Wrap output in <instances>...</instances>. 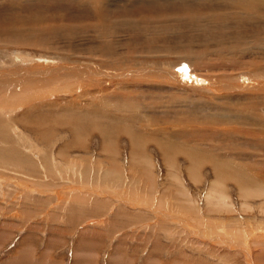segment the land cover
I'll return each instance as SVG.
<instances>
[{
  "label": "rangeland",
  "instance_id": "374dc122",
  "mask_svg": "<svg viewBox=\"0 0 264 264\" xmlns=\"http://www.w3.org/2000/svg\"><path fill=\"white\" fill-rule=\"evenodd\" d=\"M134 1L121 0L116 4L129 14L133 11L130 7L149 6L150 11L165 9L169 10L166 17L178 18L187 17L194 8L188 23L197 24V20L205 22L209 9L223 14L220 6H231L221 0ZM2 2L9 0H0V5ZM83 2L82 6H93L90 0ZM260 2L237 0L234 6H263ZM66 3L70 5L68 9L76 8L73 3ZM22 18L21 25L27 28V16ZM186 24L179 20L171 23L173 26L170 23V27L165 26L171 37L158 40L168 44L170 49L165 50L170 52L161 50L162 60H176L177 52L182 53L177 45L191 43L188 37L173 36L186 31ZM254 31L258 30L253 28L249 33ZM132 32L125 31V35L130 38ZM56 41H53L56 43L53 50L61 52V43ZM149 44L142 40L140 47ZM25 48L37 56L40 54L38 47ZM186 66L184 73L195 78L191 66ZM181 67L171 72L177 85L168 84L165 91L141 84L131 88V95L125 101L111 100L109 107L116 106V114L109 120L100 118L116 129L110 128L109 135L103 139L97 129L74 138L65 125L77 111L75 101L79 94L76 91L70 96L66 91L73 92L76 85L62 89L54 83L55 89L44 91L47 95L35 91L28 105L43 101L46 105L36 108L31 117L39 120L46 116L49 122L33 134L28 135L25 127L24 118L31 113L25 112L28 106H16L10 114L20 135L16 134L6 144L19 148L22 161L18 158L16 165L4 163V157L7 161L12 157L0 152V264H264V145H252L247 141L250 139L237 134L228 138L220 131L228 121L219 116L226 100L232 105L245 103L243 107L251 101L245 98L244 92L211 97L207 91H194L184 80L177 81L185 75L179 71ZM249 93L251 97L254 95V91ZM219 95L228 96L224 103ZM215 100L216 104H212ZM70 122L76 125V118ZM25 140L31 141L34 147L29 152L23 149ZM104 140L111 145L108 148L111 151L101 149ZM132 140L140 147H132ZM3 142L0 137V145ZM224 146L227 149L230 146L229 157ZM226 159L232 160V165H254L243 170L250 180L261 178L257 183H250L252 196L241 194L233 176L219 186L228 194L223 204L207 196L215 173L224 169L220 162Z\"/></svg>",
  "mask_w": 264,
  "mask_h": 264
},
{
  "label": "bare ground",
  "instance_id": "6f19581e",
  "mask_svg": "<svg viewBox=\"0 0 264 264\" xmlns=\"http://www.w3.org/2000/svg\"><path fill=\"white\" fill-rule=\"evenodd\" d=\"M68 1L71 4L73 3L76 8L73 10L68 9L70 6L66 3ZM83 1L9 0V2H2L0 5L2 6L0 20V57L2 58L0 61V117L3 119V123L0 124V137L4 140L0 145V148H2L0 152L8 153L12 157L8 161L4 157L2 162L16 165L19 161H22V153H19V148L14 146V149L11 145L6 144L7 142L11 143L12 139L14 140L13 136L16 134L20 135L19 131L16 130L17 125L10 114L15 112L13 110H16V106H19V104L26 105V107L28 106L25 111L26 114L28 115L31 112L29 116L24 118L28 135L42 129L46 122H49V119L45 118L46 116L39 120L31 117L36 108L46 105L44 101H41L43 104L39 101L40 104L28 105L35 91L43 93L51 90V88L55 89V87H52L55 84L56 87L62 86V89H68L70 86L76 85V90L73 92L66 91L70 96L76 91L79 94L77 93L76 98L78 100L75 101L77 111L72 115L71 119H65V125L68 126V130L73 134L74 138L82 136L80 134L86 131L91 134V131L93 132L97 129L103 139V137L106 138L109 135L108 130L110 128L111 130L116 129L115 127H110L109 122L103 121L106 117L109 120L116 114L117 107L114 105L113 109L109 107L112 105L111 100L120 98V100L124 99L125 101L131 95V88L141 84V86L149 84L161 90H164L165 87L167 88L168 84L175 86L177 85L176 79L171 75V72H174L175 67L179 68L187 64L191 66L190 71L191 73L194 72L195 78L183 72L185 75H182L181 78L177 77V81L184 80L194 91H207L211 94V97L221 93L240 95L241 92H244L247 95L245 98L251 101L250 105L252 102L254 103L253 106L248 104L244 108L242 105H245V103L232 105L225 99L228 96L224 97L225 94L219 95L220 97L218 98L222 99V103L225 102H223L224 99L226 100V103H224L225 108L223 107L224 111L219 116L221 115L222 119L224 117L228 120L225 125L221 126V128L219 127L222 134L228 138L233 137L235 134L241 135L245 140H247L246 138L250 139L247 141L252 143V145H257L258 143L264 145V114H261L264 111L261 112L264 106V103L261 104L262 100L264 102V0L260 2L263 6H234L237 0H221L229 2L231 6H220L224 9L223 14L212 13L217 11L209 9L208 15L204 18L205 22L202 23L201 20H197L199 24L193 21L188 23L191 16L194 15V13H191L194 11L192 7L190 8L192 11H190L188 16L186 15L187 17L178 18L166 17L165 15L169 10L162 9L155 12L150 11L149 6L138 8L136 5L130 7L133 10L131 12L133 15H131L128 13L129 11L120 9L121 6L116 4L121 2V0H90L93 5L91 7L82 6L84 4ZM136 1L139 0L134 2ZM149 1L152 3L160 2V0ZM182 1L178 0V2ZM34 4H36L35 7H33ZM207 7L212 8V6ZM154 14L160 16H153ZM22 16H27V24H29L27 28L23 27L25 25H21V22L24 21ZM179 20H182L184 24H188L185 26L186 31L173 36L177 38L179 36L181 38L186 37V39L188 37V41L191 43L181 46L180 44L177 45V48L182 50V53L180 51L177 52L178 58L176 60L165 61V57L162 60L159 55L165 48L168 50L170 48L168 44H161L158 38L167 39L171 37L170 33L168 34L165 30V26L167 24L169 26V23L170 25L171 23L174 24ZM96 21L99 24L94 26ZM166 21L168 22L165 23ZM160 23L165 24L161 26ZM253 28L258 31L249 33ZM86 31L88 32L87 34H85ZM125 31H134L131 34L132 37L129 38V36L125 35ZM57 37H59L57 41L53 40ZM142 40L150 44L145 48L140 47ZM53 41L61 43V52L53 50L55 49L54 44H56ZM131 41L133 42L131 43ZM27 46L40 48V54L38 56L35 55L31 50L25 48ZM42 49H46L47 52L43 53L44 50ZM165 51L167 54L170 52ZM133 55H135L134 59L131 58ZM206 70L218 72V74L211 73L213 75H209L206 74ZM139 75L140 78H133ZM182 81H179V83ZM38 86H41L40 89L35 90ZM174 86L172 87H178ZM249 91H254L253 98L250 96ZM45 95L47 94L45 93ZM96 95L98 97L95 100ZM215 102L216 100L212 104ZM65 103L68 105V102ZM222 103L219 102L220 105ZM67 114L71 115L72 113L68 112ZM75 118L76 125H71L70 120ZM218 120L220 121V119ZM43 131L45 134L47 130ZM26 140L25 144H23L25 146L23 149L29 152L34 147L31 141L26 142ZM71 142L73 141L71 140ZM79 143L81 144L80 141ZM132 144L134 148L137 146L133 143V140ZM156 145L158 146V144ZM100 146L104 151L105 149H110L111 145L104 140ZM138 146L140 147V145ZM224 147L226 155L229 157L230 146L229 149L226 146ZM133 152L135 154V149H133ZM18 158H21V160L17 161ZM231 162L229 159L220 162L222 163L221 167L224 169L215 173L216 178L212 181L207 192L209 198L217 200L216 203L221 200L223 204L224 199L227 198V192H225V189L222 190L223 187L220 189L219 186H222V182H225L230 177H234L241 194L243 193L246 196H250L253 193L251 184L253 182L257 183L261 179L254 178L250 180L247 176L248 174L246 175L243 172L246 168H253L254 165H232ZM41 166L46 167L43 164ZM241 233H244V231L241 230ZM244 241L243 243L245 244Z\"/></svg>",
  "mask_w": 264,
  "mask_h": 264
},
{
  "label": "snow or ice",
  "instance_id": "6c2138e0",
  "mask_svg": "<svg viewBox=\"0 0 264 264\" xmlns=\"http://www.w3.org/2000/svg\"><path fill=\"white\" fill-rule=\"evenodd\" d=\"M187 70V66H182L180 69H179V71H181V72H184V71H186Z\"/></svg>",
  "mask_w": 264,
  "mask_h": 264
}]
</instances>
